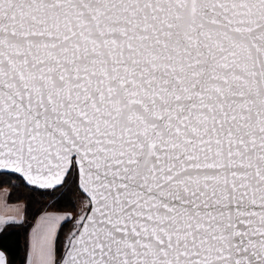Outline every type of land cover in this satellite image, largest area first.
I'll use <instances>...</instances> for the list:
<instances>
[{"label":"snow or ice","instance_id":"snow-or-ice-1","mask_svg":"<svg viewBox=\"0 0 264 264\" xmlns=\"http://www.w3.org/2000/svg\"><path fill=\"white\" fill-rule=\"evenodd\" d=\"M0 173L27 264H264V0H0Z\"/></svg>","mask_w":264,"mask_h":264},{"label":"trees","instance_id":"trees-1","mask_svg":"<svg viewBox=\"0 0 264 264\" xmlns=\"http://www.w3.org/2000/svg\"><path fill=\"white\" fill-rule=\"evenodd\" d=\"M0 188H7L8 202H22L24 217L20 222L8 223L0 231V250L6 255V264H26V241L29 229L36 217L44 211H62L71 215L78 212L81 192L73 186L71 180L57 189H41L29 185L13 173H0ZM64 223L61 239L71 227Z\"/></svg>","mask_w":264,"mask_h":264},{"label":"crops","instance_id":"crops-1","mask_svg":"<svg viewBox=\"0 0 264 264\" xmlns=\"http://www.w3.org/2000/svg\"><path fill=\"white\" fill-rule=\"evenodd\" d=\"M8 189L0 188V219L9 220V223L20 222L24 217V204L22 202H8L7 200ZM45 214H64L69 215L67 212L62 211H44L40 213L36 219L34 220L31 228L29 229L27 241H26V264L28 261V251H29V239L30 233L37 223L38 219ZM4 225H0V231L2 230Z\"/></svg>","mask_w":264,"mask_h":264},{"label":"rangeland","instance_id":"rangeland-1","mask_svg":"<svg viewBox=\"0 0 264 264\" xmlns=\"http://www.w3.org/2000/svg\"><path fill=\"white\" fill-rule=\"evenodd\" d=\"M84 207H85V198H81L80 205L78 208V212L76 214L81 213L83 211Z\"/></svg>","mask_w":264,"mask_h":264},{"label":"water","instance_id":"water-1","mask_svg":"<svg viewBox=\"0 0 264 264\" xmlns=\"http://www.w3.org/2000/svg\"><path fill=\"white\" fill-rule=\"evenodd\" d=\"M14 174V173H13ZM16 175H18V174H16ZM25 183H27L26 181H24ZM33 186V185H32ZM34 187H36V186H34ZM37 188H39V187H37ZM82 195L85 197V194H83L82 193ZM82 213V212H81ZM81 213H79V214H81ZM72 228V224H71V227H70V229ZM69 229V230H70ZM0 253H2V254H4V256H5V260H6V255H5V253L2 251V250H0Z\"/></svg>","mask_w":264,"mask_h":264}]
</instances>
